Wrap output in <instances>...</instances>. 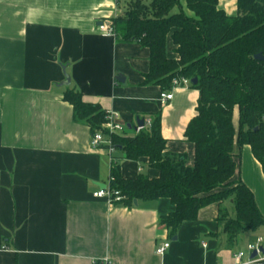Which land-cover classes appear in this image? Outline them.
I'll return each instance as SVG.
<instances>
[{
	"label": "crops",
	"instance_id": "obj_1",
	"mask_svg": "<svg viewBox=\"0 0 264 264\" xmlns=\"http://www.w3.org/2000/svg\"><path fill=\"white\" fill-rule=\"evenodd\" d=\"M126 1L0 0V264H92L105 257L111 264H236L234 253L264 236V228L242 231L228 244L218 217L221 208L235 210L229 200L202 208L171 237L160 222L176 208L171 199L127 207L95 197L109 185L114 164L127 179L160 171L147 157L124 158L113 144L93 148L91 128L74 120L64 99L68 87L132 126L161 111L168 150L187 154L189 164L195 158L185 131L197 115L199 90L176 87L162 104L161 87L143 84L149 48L99 31ZM219 7L237 15L238 0H219ZM167 54L177 57L170 35ZM233 122L238 131L239 107ZM235 152L233 180L253 191L264 215L262 164L250 145ZM166 241L170 247L159 254Z\"/></svg>",
	"mask_w": 264,
	"mask_h": 264
},
{
	"label": "trees",
	"instance_id": "obj_2",
	"mask_svg": "<svg viewBox=\"0 0 264 264\" xmlns=\"http://www.w3.org/2000/svg\"><path fill=\"white\" fill-rule=\"evenodd\" d=\"M117 39L137 42L150 50V70L144 85L173 88V79L186 77L199 90L197 115L185 131L195 145L194 163L185 153L168 150L162 135V112L150 114L151 126L133 135L112 134L113 147L124 158L147 157L158 177L141 173L124 178L119 164L111 168L110 187L123 198L114 204L134 207L135 200L169 198L175 210L160 217L171 237L185 221L197 220L200 210L231 199L235 216L221 208L218 221L229 245L242 231L264 228L253 191L237 173L236 147L250 145L264 170V0H238L237 15L219 7V0H127L112 19ZM171 36L176 58L167 54ZM197 79L193 83V79ZM64 99L74 109V120L87 124L92 134L109 135L104 124L108 111L87 102L82 92L68 87ZM239 107L238 131L233 122Z\"/></svg>",
	"mask_w": 264,
	"mask_h": 264
},
{
	"label": "built area",
	"instance_id": "obj_3",
	"mask_svg": "<svg viewBox=\"0 0 264 264\" xmlns=\"http://www.w3.org/2000/svg\"><path fill=\"white\" fill-rule=\"evenodd\" d=\"M99 31L108 36H116V31L113 25V21L107 20L99 23ZM191 80L186 77H176L173 79V88L189 86ZM171 90L162 91L160 95V101L162 104L169 102L174 93ZM152 120L150 117L144 118V125L140 126L136 123L135 126H129V124L123 123L119 119L118 113L108 112L107 121L104 124L105 129L108 130L109 135H106L103 131L98 130L92 134L91 137V146L93 148H98L104 143L112 144V139L110 135L112 134H122V135H133L139 133L146 127H150ZM108 137V138H107ZM95 197L106 198L112 204L116 201H120L123 196L119 190H114L109 185H106L103 188H100L94 192ZM171 242L166 241L160 244L157 247V252L159 254H164L165 251L170 247ZM264 248V236H258L255 241L248 243L245 250H238L234 253L236 264H264V253L262 249ZM254 252H257L256 256H252ZM92 264H111V260L108 257H105L99 261H95Z\"/></svg>",
	"mask_w": 264,
	"mask_h": 264
},
{
	"label": "water",
	"instance_id": "obj_4",
	"mask_svg": "<svg viewBox=\"0 0 264 264\" xmlns=\"http://www.w3.org/2000/svg\"><path fill=\"white\" fill-rule=\"evenodd\" d=\"M255 58L259 59V60H264V56L262 53H258L255 55ZM120 80H121V76L118 77ZM123 80V79H122ZM70 81L69 77H68V82ZM197 82V79H193V83H196ZM137 124L140 125V126H143L144 125V118H137ZM129 126H131V124H129ZM102 187H105V185H102ZM138 201L135 200V204H137ZM176 239V237H175ZM263 253H264V248L262 249ZM257 255V252H254L253 253V257Z\"/></svg>",
	"mask_w": 264,
	"mask_h": 264
},
{
	"label": "rangeland",
	"instance_id": "obj_5",
	"mask_svg": "<svg viewBox=\"0 0 264 264\" xmlns=\"http://www.w3.org/2000/svg\"><path fill=\"white\" fill-rule=\"evenodd\" d=\"M144 1H148V0H144ZM229 201L232 202L231 199H229ZM229 212H230V215H231V216H235V210H234L233 208H229ZM254 240H255V239H254ZM254 240H253V241H254Z\"/></svg>",
	"mask_w": 264,
	"mask_h": 264
}]
</instances>
